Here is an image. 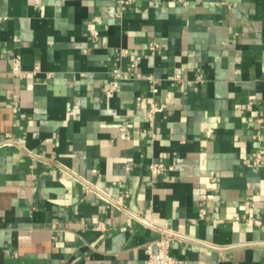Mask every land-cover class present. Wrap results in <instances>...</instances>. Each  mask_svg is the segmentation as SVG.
Listing matches in <instances>:
<instances>
[{
	"label": "crops",
	"instance_id": "obj_1",
	"mask_svg": "<svg viewBox=\"0 0 264 264\" xmlns=\"http://www.w3.org/2000/svg\"><path fill=\"white\" fill-rule=\"evenodd\" d=\"M164 230L264 264V0H0V264H147Z\"/></svg>",
	"mask_w": 264,
	"mask_h": 264
},
{
	"label": "built area",
	"instance_id": "obj_2",
	"mask_svg": "<svg viewBox=\"0 0 264 264\" xmlns=\"http://www.w3.org/2000/svg\"><path fill=\"white\" fill-rule=\"evenodd\" d=\"M150 47L156 49L159 47V44L156 41H152L150 43ZM13 60H14L13 73L20 77L24 76L26 74V71L22 69L20 58L16 56L14 57ZM150 78L152 79V77ZM120 83H121V75L119 74L113 75L110 80V88L114 90L118 89ZM165 109H166V104L164 103H158L155 101H152L150 103L147 116L151 125H153L154 121L156 120V116L159 113L164 112ZM259 122H262V119H259ZM149 171L153 179L155 180L167 171V165L163 161H155L149 165ZM99 195L105 199L111 200L103 193L102 194L99 193ZM205 214H206V210L203 208L200 209V216L203 217L205 216ZM175 238L176 236L173 233L164 230L159 238L155 239V241H153L152 243L146 245L145 249L148 255L147 264H180V260L176 256H174L170 251L171 245L175 240Z\"/></svg>",
	"mask_w": 264,
	"mask_h": 264
}]
</instances>
